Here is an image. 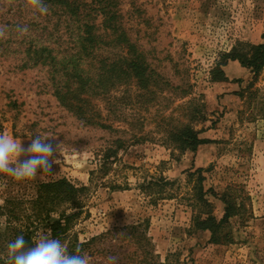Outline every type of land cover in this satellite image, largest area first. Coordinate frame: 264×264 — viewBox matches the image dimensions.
Listing matches in <instances>:
<instances>
[{
    "label": "rangeland",
    "instance_id": "obj_1",
    "mask_svg": "<svg viewBox=\"0 0 264 264\" xmlns=\"http://www.w3.org/2000/svg\"><path fill=\"white\" fill-rule=\"evenodd\" d=\"M117 2L132 38L166 82L162 91L149 104L144 98L135 103L133 88L125 92L126 101L131 99L124 109L126 123L115 126L127 133H110L83 125L59 106L44 86V70H19L16 57H0V133L24 147L37 134L48 136L54 147L61 144L51 174L20 182L0 175V203L30 199L40 184L66 179L86 190L65 245L75 236L82 242L112 227L140 223L161 262L264 264V67L254 73L231 60L249 56L252 46L263 43L264 0ZM23 13L31 17L35 12L27 6ZM188 102H193L192 112L177 108ZM136 119L145 141L119 149L112 170L97 175L103 148L137 133ZM187 126L205 143L182 152L166 142L165 131ZM200 168L206 170V204L195 210L189 205L187 172ZM159 175L172 183L166 186L168 195L155 199L139 189L144 178ZM109 182L127 187L112 190ZM222 198L233 204L234 215L214 235L196 229L193 218L200 212L199 218L220 222L226 208ZM31 228L36 229L33 241L49 236L42 224Z\"/></svg>",
    "mask_w": 264,
    "mask_h": 264
},
{
    "label": "trees",
    "instance_id": "obj_2",
    "mask_svg": "<svg viewBox=\"0 0 264 264\" xmlns=\"http://www.w3.org/2000/svg\"><path fill=\"white\" fill-rule=\"evenodd\" d=\"M117 1L44 0L49 13L40 15L35 12L30 17L23 13L28 6L27 0H0V25L7 28L4 37H0V57H16L18 62L15 65L19 70H44V86L58 105L83 125L110 133H127L115 126L118 122L126 123L124 109L131 99L126 101L129 96H124V93L133 88L135 103H143L139 102V98H144V102L149 104L166 82L156 74L137 41L132 38ZM24 25L29 32L20 36L15 29ZM11 49L13 52H10ZM231 60H238L242 67L254 73L259 72L264 67V37L263 43L251 47L249 56L242 59L235 56ZM222 79L223 76L216 80ZM121 91V96L116 95ZM182 94L189 93L182 91ZM177 108L189 112L194 110L193 102ZM133 122L138 123V119ZM134 124L131 125L134 127ZM137 126V133L132 132L129 139L118 137L103 148L97 175H106L112 170L118 161L119 149L145 141L141 135L143 124L138 123ZM165 138L166 142L174 144L182 152L194 151L198 145L205 143L189 126L183 130H167ZM204 171L200 168L187 172V183L192 184L189 205L195 210L206 204L202 185ZM168 185L172 183L163 176H151L142 180L139 189L160 199L168 195ZM108 187L118 190L127 187V184L109 182ZM84 190L86 186L60 179L40 184L35 196L30 199L3 200L0 203V256L6 253V244L17 235L23 234L27 246L34 247L36 229L32 231L31 227L36 224L46 226L50 238L65 240L72 221L83 210L80 194ZM222 200L226 208L220 222L216 224L211 216L199 218L200 212L193 218L196 229L210 231L214 235V230L234 215L233 204L229 200L224 201V198ZM67 210L73 212L66 214ZM52 214L57 215L56 220H51ZM66 246L69 254H74L76 247L80 246L81 254L90 257V264H108L109 256L118 257L116 264H171L166 259L160 261L146 226L140 223L112 227L82 242L75 236ZM0 264H4L2 259Z\"/></svg>",
    "mask_w": 264,
    "mask_h": 264
},
{
    "label": "clouds",
    "instance_id": "obj_3",
    "mask_svg": "<svg viewBox=\"0 0 264 264\" xmlns=\"http://www.w3.org/2000/svg\"><path fill=\"white\" fill-rule=\"evenodd\" d=\"M30 10L47 15L49 7L44 0H27ZM7 28L0 25V37H4ZM15 31L24 36L29 32L26 25L17 26ZM48 136L35 135L29 138L27 147L21 140L0 133V175L10 176L14 180H34L38 174H51L52 165L58 160L54 159L59 152L60 145L55 147ZM21 156L27 157L20 160ZM2 227V225H0ZM34 247H28L24 235H17L14 240L6 244V253L0 256L4 264H90V257L81 254L80 246L76 247L74 254H69L67 246L58 238L41 235L34 241ZM118 257L109 256L108 264H116Z\"/></svg>",
    "mask_w": 264,
    "mask_h": 264
}]
</instances>
